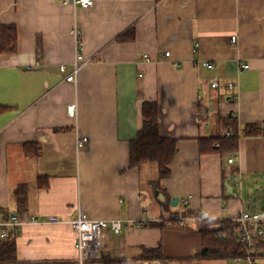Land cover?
Listing matches in <instances>:
<instances>
[{
  "label": "crops",
  "instance_id": "1",
  "mask_svg": "<svg viewBox=\"0 0 264 264\" xmlns=\"http://www.w3.org/2000/svg\"><path fill=\"white\" fill-rule=\"evenodd\" d=\"M2 23L17 26L18 47L0 53V218L17 212L40 221L0 240L15 236L16 245L8 262L0 245V264L76 260L77 235L67 220L80 205L91 218L129 221L119 233L108 226L100 256L84 264H164L144 256L157 246L175 257L169 264H243L182 257L202 245L204 212L233 219L258 210L262 198L264 129H245L264 126V0H96L87 7L0 0ZM75 25L90 60L74 82L66 76L76 58ZM131 29V39L118 40ZM147 99L159 104L161 134L177 140L158 187L157 163L129 166ZM73 102L76 116L67 112ZM234 119L235 152L200 150L206 137L227 136ZM77 135L88 137L79 150ZM231 173L242 181L236 196L227 191ZM179 214L185 224L169 225L166 218ZM256 259L264 264V253Z\"/></svg>",
  "mask_w": 264,
  "mask_h": 264
},
{
  "label": "trees",
  "instance_id": "2",
  "mask_svg": "<svg viewBox=\"0 0 264 264\" xmlns=\"http://www.w3.org/2000/svg\"><path fill=\"white\" fill-rule=\"evenodd\" d=\"M134 32L131 29L119 35L118 40L131 39L129 36ZM134 37V36H133ZM18 47V29L14 24H0V53H14ZM143 127L131 140L130 144V167L140 166L145 162L153 161L157 163L159 178L155 180V186L160 185V180L170 174L169 164L177 152V140L161 134L159 126V104L156 100L147 99L142 103ZM231 126L227 136L206 137L202 140L200 150L202 152L222 150L223 152H235L238 146L239 129L236 120H230ZM264 126L261 124H249L246 134H254L262 131ZM233 174L226 176L232 178ZM225 179V180H226ZM186 213V212H185ZM160 225H165L163 222ZM172 226L180 228L181 225L174 223ZM239 224L233 219L216 220L202 218L200 233L202 245L195 250L192 256L182 257V259L201 260L209 258L236 257L238 254H245L246 245L238 237ZM1 257L5 261H15L16 245L15 236L7 241L1 242ZM256 255L264 253V243ZM144 256L161 259L164 264H169L175 257L165 254L161 246L146 249ZM180 260V259H179ZM118 262V261H117ZM120 262V261H119ZM107 264H114L108 262ZM116 264V263H115Z\"/></svg>",
  "mask_w": 264,
  "mask_h": 264
},
{
  "label": "built area",
  "instance_id": "3",
  "mask_svg": "<svg viewBox=\"0 0 264 264\" xmlns=\"http://www.w3.org/2000/svg\"><path fill=\"white\" fill-rule=\"evenodd\" d=\"M64 3L74 4L80 6H92L95 4L96 0H63ZM74 34L77 42L76 58L74 60V66L72 71L66 76V80L74 81L77 79V75L80 68L86 65L90 58L86 57L82 53V41L80 40L81 28L77 25L74 26ZM233 41L237 39L236 35L231 37ZM169 52L167 51L166 54ZM208 67H213V62H206ZM247 64L241 65L243 68L248 67ZM66 66L62 65L61 69H65ZM214 87L219 86V82L214 80L212 83ZM230 88L235 86V82H230ZM77 102L69 103L67 106V112L71 116H76ZM88 140L87 136L77 135L76 145L77 149H81L86 145ZM229 162H234L235 157H231ZM234 184L231 194L234 196L238 195V188L242 187V181H240V176L236 175L232 177ZM189 202V198H186L183 203L186 205ZM77 216L67 220L68 224L76 232L77 241V258L72 261H58V262H37L36 264H84L87 260H93L100 256L102 239L104 236V230L110 226L115 232L119 233L124 228L125 222H129L124 218L116 219H101V218H91L85 213L82 205L79 206ZM208 213L204 212L203 217H207ZM169 225L171 222H177L180 225H184L188 217L184 214L174 215L170 218H166ZM58 221V215L50 214L49 221ZM236 222L238 221V237L246 245L245 254H238L234 259L243 264H260L256 259V251L260 249V246L264 243V210H247L243 211L233 218ZM40 218L35 216H29L27 214L17 212H11L7 216L0 218V240H6L9 238L15 229L21 228V226L26 223H36L39 222Z\"/></svg>",
  "mask_w": 264,
  "mask_h": 264
},
{
  "label": "water",
  "instance_id": "4",
  "mask_svg": "<svg viewBox=\"0 0 264 264\" xmlns=\"http://www.w3.org/2000/svg\"><path fill=\"white\" fill-rule=\"evenodd\" d=\"M230 178L226 179V186H227V191L228 193H231L232 192V189H233V185L230 183ZM158 193V191H157ZM172 204L173 205H176L178 202H179V197L177 196H174V198L171 200Z\"/></svg>",
  "mask_w": 264,
  "mask_h": 264
},
{
  "label": "rangeland",
  "instance_id": "5",
  "mask_svg": "<svg viewBox=\"0 0 264 264\" xmlns=\"http://www.w3.org/2000/svg\"><path fill=\"white\" fill-rule=\"evenodd\" d=\"M227 158V157H226ZM244 192H246L247 190H243ZM259 194L262 195V198L260 200V202L257 204L258 206V210H264V191L260 192ZM260 199V198H259ZM246 200L249 201V195L246 194ZM174 223H177V222H171V224L173 225ZM178 224V223H177ZM180 225V224H178Z\"/></svg>",
  "mask_w": 264,
  "mask_h": 264
}]
</instances>
